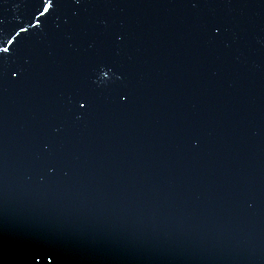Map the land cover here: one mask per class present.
<instances>
[{
  "label": "water",
  "instance_id": "95a60500",
  "mask_svg": "<svg viewBox=\"0 0 264 264\" xmlns=\"http://www.w3.org/2000/svg\"><path fill=\"white\" fill-rule=\"evenodd\" d=\"M29 34L0 80L2 264H264V0H82Z\"/></svg>",
  "mask_w": 264,
  "mask_h": 264
},
{
  "label": "snow or ice",
  "instance_id": "6c2138e0",
  "mask_svg": "<svg viewBox=\"0 0 264 264\" xmlns=\"http://www.w3.org/2000/svg\"><path fill=\"white\" fill-rule=\"evenodd\" d=\"M35 6L29 12L28 19L23 23H18L10 29L0 30V80L5 77L11 76L16 77L18 74V69L14 67L13 57L19 52L23 46V42L17 44V47L10 50L8 45H12L16 40V37L20 33H25V39L30 38L32 34H29V28L43 30L47 23L52 19V17L62 8L69 7L71 4L80 5L82 0H33ZM3 3V0H0ZM44 19L41 20L40 18ZM3 21L0 20V25ZM23 25V26H22ZM217 34L219 29L216 30ZM14 33V35H12ZM11 35V38L9 36ZM105 78H110L111 73L104 72ZM85 102L77 100L76 103L79 105L80 109L85 107ZM30 259L35 261V264H39V260L47 257L50 261L53 257H58L59 253L56 247L52 245H38L33 247L29 253ZM2 264V262H0Z\"/></svg>",
  "mask_w": 264,
  "mask_h": 264
}]
</instances>
